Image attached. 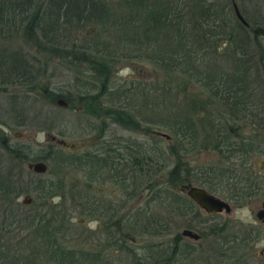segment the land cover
Masks as SVG:
<instances>
[{"label": "trees", "instance_id": "1", "mask_svg": "<svg viewBox=\"0 0 264 264\" xmlns=\"http://www.w3.org/2000/svg\"><path fill=\"white\" fill-rule=\"evenodd\" d=\"M235 2L245 24L234 14L231 0H118L115 11L107 0H0V90L8 85L40 89L55 101L62 94L41 80L45 68L39 71L36 66L39 57L45 63L50 58L62 59V64L65 59L70 64L83 60L85 76L100 80L97 87L95 82L75 90L87 103L85 112L92 117L107 115L133 129L138 121L130 113L125 92L136 97L135 85L119 90L120 85L109 81L110 72L120 60H145L164 72L163 84H167H155L149 91L159 89L170 97L157 106L154 99L147 102L140 94L152 111L143 120L171 136L167 145L160 140L104 139L108 130L102 123L101 146L76 154L57 144L34 150L27 143L10 145L0 139L6 152L19 161H44L51 174L81 171L86 179L84 192L71 189L68 197L99 225L92 230L98 236L94 247L72 241L70 215L58 209L61 203H50L55 196L68 198L61 178L32 181L28 191L42 202L35 205L33 197L26 205L18 200L24 190L20 178L0 163V264H209L201 259L207 252L210 262L216 260L214 264H248L244 250L252 236L246 235L249 226L232 231L230 222L213 221L209 224L212 236L204 248L170 229L181 215L197 212L192 201L177 192L180 178L184 173L189 176L188 164L180 167L189 145L198 148L208 142L216 147L222 136H228L230 145L237 134L261 137L244 145L245 149L256 145L264 154V0ZM86 27H91L93 38L77 41L78 31ZM63 32L66 41L60 36ZM28 46L34 50L27 54ZM172 80L182 82L184 90L188 85L201 89L206 98L187 94L190 97L184 96L179 107V94L171 91L175 87L168 88ZM225 125L234 133L226 131ZM247 130L251 133L245 134ZM180 144L186 153L181 154ZM229 167V177L240 184L237 200L243 205L257 187L247 165ZM238 171L244 172L245 180L238 179ZM219 172L214 168L192 178L210 189L216 181L226 186L229 177L221 181ZM102 179L124 194L117 208L91 191ZM140 194L146 196L144 205L125 213L127 202ZM155 210H163V215L158 217ZM134 237L160 240L148 239L134 247Z\"/></svg>", "mask_w": 264, "mask_h": 264}, {"label": "rangeland", "instance_id": "2", "mask_svg": "<svg viewBox=\"0 0 264 264\" xmlns=\"http://www.w3.org/2000/svg\"><path fill=\"white\" fill-rule=\"evenodd\" d=\"M107 2L112 11H115V9L118 8V0H107ZM90 28L91 27H86L78 31L77 41H83L82 38H85L84 41L92 39L94 32L92 30L90 32ZM60 36L66 41V34L64 35V32L61 33ZM16 44L17 43H14V45ZM27 48L29 49V51L25 50L27 54L34 50H32L30 46ZM218 51L222 50L218 49ZM39 59L40 61H38L36 65L39 68V71L45 68L41 80L44 81V84L46 83L55 93L62 94V97H58L53 101L48 99L47 93L42 94L40 89L29 90V88L25 87L5 86L6 90H0V139L4 140V143L10 145L27 143L33 147L34 150L44 149L46 146H49V144H57L63 147L66 151H69L67 153H83L101 146V143L104 140L100 137L102 132L99 133V129L102 123H104V127L108 130V135L105 136L104 139L109 137H122V139H129L131 141L143 143L160 140L159 143L161 145L171 144V136L166 130L143 120V117H149V115H152L149 114L152 111H149V109L146 108L149 106L139 99L140 94H142L145 96V100L148 98L147 102L154 99L157 102V106L160 105V100L163 101L169 99L170 95L168 96L165 93H161L162 91H159V89L149 91V89H152L155 84H158L160 87H167L166 83V85L163 84L164 72H162L158 66L145 60L138 61V59L130 58L128 60H120L118 65L112 72H110L111 75L109 81L120 85V87H118L119 90L121 86L129 88L131 85H135L136 97L131 91L130 93L129 91L125 92L128 93L126 95L128 97L126 104L132 109L130 113H133L138 121L137 126L130 129L114 123L107 115L101 114L99 117H92L88 116L85 112L84 109L87 103L85 99L75 95V90L84 85L86 86L87 84L93 86L95 82L94 85L97 87V85H99L98 83H100V80L97 82L85 76L87 74V71L84 70V66H86L85 61L81 60V62L78 61L74 64H70L71 62L69 63L67 62L68 60L65 59L62 64V59L57 60L56 58H50L47 63L41 61L40 57ZM77 65H79V67ZM259 79H261V77ZM171 85L175 87L172 88L173 90L171 89V91L179 94L177 97L179 103L181 102L179 107L183 104L182 100L185 99L183 98L184 96L190 97L189 95L194 94L198 99L206 98L205 93L201 91V89L192 85L186 86L185 90L181 88L182 82L172 80L170 87H168L169 89L171 88ZM116 89L117 88H115L114 91ZM114 93L118 94L117 92ZM99 106L101 107V105ZM102 107V111H104V106ZM159 110L161 112L160 108ZM156 111H158L157 107ZM248 132L249 131H245L246 134ZM261 133L264 135V130H261ZM52 137H54V139H52ZM2 140H0V163L6 172L12 170L13 173H15L14 175L16 178H20L19 181L23 185L22 187L24 190L18 197L19 201L22 202L24 198L28 196L30 201L25 204L29 205V203L33 201V197H35L34 204L39 206L42 202V198H40L39 201L35 194L28 191L29 184L32 181L39 183L40 180L47 178L56 180L60 177L64 182V193L67 197L69 196V190L71 189L72 191L84 192L83 187H85L86 179L81 171L70 169L65 173L63 172L64 174L62 175L60 171L56 174H51L47 171L41 174H39V172L35 173L34 171L27 169L26 162H21L17 157L6 152L7 150L4 148ZM57 140H63L65 144H68L70 147L60 145ZM209 145L211 144L209 143ZM185 159H188L189 161L194 160L192 163L198 165L208 166L215 163V161L219 159V155L211 149L206 148V150H202L200 148L194 156ZM252 162L253 172L257 173L260 180H262V183H264V154L255 155ZM91 191H93V193L96 192L94 195L100 197V199L105 202H110L111 204V201H113L116 208L120 205L119 203L124 202V194L121 195L120 191L117 192V188H115L110 181L105 179L99 181V184L94 183ZM145 199V194H140L129 200L127 202L125 213H128V208H136L144 205ZM262 201H264V187L257 195L251 196L243 207H237L238 203L234 200L230 205L231 211L229 213L223 210L224 212L217 215L218 222L222 223L228 221L231 225L233 224L234 227L230 229L232 231L242 229V227L246 228V226H252L256 229L254 230L251 228L246 232V235L255 231L257 232L254 241H249L244 250V257L248 259V264H264V224L258 225L257 218L255 217V213L261 206ZM50 203H61L58 209L63 213H68L70 215V230L73 233V236L71 235L73 238L72 241L75 239L78 242L81 241L80 243L83 247L95 246V241L98 236L94 237L95 234H92V230L98 229L97 226L99 225L95 220L93 221V219L85 217L84 214L78 211V202H71L70 197L63 200L62 197L55 196ZM162 212L163 210L161 213L159 210H155L158 217L163 215ZM205 215V213H201L199 217H205ZM188 219V216L186 218H177L171 225L170 229H173L175 233H180L184 241L189 243L193 242L197 248L208 246L207 242H210L209 239L212 236L209 232V224L203 225L200 230H198L201 235L197 239H192L181 234V231L184 228L188 229ZM192 231L198 234L196 230ZM14 239L17 240V236ZM148 239L149 241L160 240V238L152 239L150 237ZM148 239L147 237H134L135 241L133 240L134 242L132 246H141L143 243L147 242ZM161 239H163V237H161ZM236 254L239 256V252ZM201 259H204L203 262L207 260L209 264H214L216 261L213 259V262H210L209 252L201 257ZM200 264L203 263L201 262Z\"/></svg>", "mask_w": 264, "mask_h": 264}, {"label": "flooded vegetation", "instance_id": "3", "mask_svg": "<svg viewBox=\"0 0 264 264\" xmlns=\"http://www.w3.org/2000/svg\"><path fill=\"white\" fill-rule=\"evenodd\" d=\"M225 130L228 131L229 133H234L233 129H231L228 125H225ZM224 130V131H225ZM236 131H239L236 128ZM249 131V130H247ZM245 133V132H244ZM249 133H251L249 131ZM254 134V132H252ZM246 134V133H245ZM237 135V134H236ZM235 135V136H236ZM233 136L232 141L229 142L230 145H227V140H228V136L221 138V141H219L220 143H218L216 145V147H212L209 145L208 142H206V145H204L202 142V144L200 143V146L197 148L196 147L192 148L191 145H189V149L186 153V148L181 146V144L179 145V148L181 150V154L182 151H185V155L184 157L181 155V157H183L181 160L184 162L182 163V165L180 166L181 168L183 167V164H188L189 166V176H186L183 174V177L180 178L179 181V185H177V192L180 195H184L185 197L189 198L192 201V206L191 207H195L197 212H192V214L188 215H181L182 218H186L187 216L189 217V225L187 226L188 229L190 228L191 230H196V232H198V230H200V228L203 225H208L211 224L213 221L218 222L217 219V215L224 212H216V213H207L204 209L199 208L198 205L187 195V192L189 190V188L191 186H195V187H199L202 188L204 190H206L208 193H210L211 195L226 201L229 205H231V203H233V201L235 200V202L237 201L238 205L237 207H240V205L243 207L244 204L247 202H245L243 205L239 204V201L237 200V191L240 189L239 185L237 184L235 180L231 179L232 177H229L231 175L230 172H232V169L229 167V165H238L240 164H245L248 166L249 168V173H250V179L252 184L257 187L256 190L257 192L254 193L253 196L257 195L258 192L264 187V183H262V180H260V178L258 177V174L253 172V162L252 159L255 155H261L262 153L260 151H258L256 145L254 147H250L248 149H245V142H251L252 140H256L259 142V139L261 137H252V136ZM208 143V144H207ZM202 149V150H206V148L213 150L214 152H217V154L219 155V159L217 161H215V163H213L212 165H198L195 163H192L194 160L189 161L188 158L190 156H194L197 152L198 149ZM185 149V150H184ZM249 152H245V151ZM191 151V152H190ZM218 169L219 175L221 176V181L223 178L225 177H229V179H227V185L224 186L223 184H218L219 182L216 181L214 184H210L211 185V189L208 188V186H205L203 183H194L192 176L195 174H198V177H203V174H206L208 172H211V170L213 169ZM239 172V171H238ZM236 175H238V179L239 176L243 177V180H245L246 177H244V172H239ZM237 184V185H236ZM239 187V188H238ZM222 190V191H221ZM252 196V195H251ZM251 196H249L248 200L251 198ZM231 207V206H230ZM262 208H264V201H262L261 206L259 207V209L256 211V213L261 210ZM195 213V214H194ZM201 213H205V217H200V219L198 220V216L201 215ZM256 213H255V217H256ZM178 217V218H181ZM257 218V217H256ZM183 220V219H182ZM258 221V225H263L264 224V220H260L257 218ZM250 227V226H249ZM253 228L254 230H256L254 227H250ZM185 229V228H184ZM187 229V228H186ZM257 232H252V236H251V240L254 241L255 236H256ZM198 235L200 237V233L198 232ZM250 240V241H251Z\"/></svg>", "mask_w": 264, "mask_h": 264}, {"label": "water", "instance_id": "4", "mask_svg": "<svg viewBox=\"0 0 264 264\" xmlns=\"http://www.w3.org/2000/svg\"><path fill=\"white\" fill-rule=\"evenodd\" d=\"M231 3L235 12L234 14L242 21L243 24H245V21L239 12V8L235 0H231ZM52 139H54V137H52ZM57 142L60 145H66L67 147H70L68 146V144H65L63 140H57ZM26 166L27 169L32 170L35 173L39 172V174L45 173L47 171V164L44 161H27ZM187 195L198 205L199 208L204 209L207 213L212 214L221 212L223 210L229 213L231 211V207L226 201L211 195L202 188L191 186L187 192ZM29 201L30 199L28 198V196H26L23 200V203H28ZM256 217L260 220H264V208L256 213ZM181 234L192 239H197L199 237V235L192 231L190 228L183 229L181 231Z\"/></svg>", "mask_w": 264, "mask_h": 264}]
</instances>
